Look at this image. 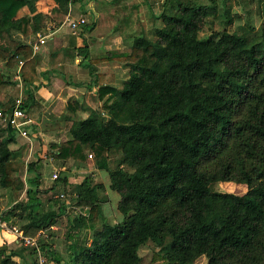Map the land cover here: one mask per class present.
<instances>
[{
    "label": "trees",
    "instance_id": "16d2710c",
    "mask_svg": "<svg viewBox=\"0 0 264 264\" xmlns=\"http://www.w3.org/2000/svg\"><path fill=\"white\" fill-rule=\"evenodd\" d=\"M249 2L257 27L242 21L243 8L234 10L231 0H164L153 40L136 37L129 51L89 58L87 89L95 87L100 107L69 120V137L49 143L47 155L106 171L119 195L122 218L115 223L102 213L107 197L91 174L69 198L56 196L69 187L67 171L45 183L42 150L26 160L30 143L12 148L15 134L0 116V189L12 200L0 208V221H23L27 236L50 230L62 216L66 225L62 250L41 236L38 249L3 244L0 264H14L15 256L36 264L38 251L46 264H140L138 251L149 242L158 247L151 264H196L201 257L205 264H264V0ZM27 4L0 0V92L9 94L18 76L25 108L40 80L31 44L48 20ZM210 16L221 29L201 37L215 21ZM104 62L128 67L120 86L113 73L94 71ZM86 109L77 99L66 104L72 113ZM220 181L245 183L247 191L213 190Z\"/></svg>",
    "mask_w": 264,
    "mask_h": 264
},
{
    "label": "rangeland",
    "instance_id": "374dc122",
    "mask_svg": "<svg viewBox=\"0 0 264 264\" xmlns=\"http://www.w3.org/2000/svg\"><path fill=\"white\" fill-rule=\"evenodd\" d=\"M88 1H92V0H76L74 1L75 4H73V7L83 5L84 3ZM233 2H234V7H233L234 10H239V8H243V10H245V11L242 10L243 12L241 15L242 21H246L249 18L248 22H250L252 25L257 27L259 23V19H258V16L255 15V12H254L256 10L255 9L256 5L250 3L249 0H240L241 3L243 2V4L241 5L237 3V0H231L232 5H233ZM219 5L221 6L220 3ZM92 6L94 10L97 13H99L97 17L95 15H94L95 17H93L87 14L88 12L86 13L85 11L84 12L80 11L79 8L75 9L73 7H72V10H74V13L72 15L74 16H71V17L79 18L80 16H83L86 19V23L93 24V28L90 30V32L88 31V33L91 34L92 36L90 37L91 40L89 39V41H92L93 40L92 38H94V40L98 39L97 36H95L96 32L94 33V29L96 27L97 28L100 27V30L105 35L103 36L104 39L102 40L104 41L103 44L96 45L97 49L103 48L101 46L105 45L107 41L112 40L111 41L113 42L111 43L112 47L113 46L117 47V49H113V50L129 51L130 47L132 46L133 40L136 37H145L149 40H153L155 37L154 29L161 24L160 20L156 19L155 16L159 15V13L162 10V0H117V2L112 3V4L111 2L106 3V0H94V3L92 4ZM47 19L48 20L46 21V27L42 35L48 33L55 26L58 25V24H55L54 22H51L52 18L49 15L47 16ZM212 19L215 21L213 23H207L203 27L200 33L201 37H205L209 35L210 33H212L213 30L215 31V30L221 29L222 24L220 20L210 16L209 20H212ZM68 20L69 19H67L66 22H64L65 23L64 28H66L67 32H71L68 26ZM81 27L79 28L75 36L76 35L79 36L80 33H84V32L86 33L85 29L87 28H81ZM68 28L69 30H67ZM15 36L17 37V35ZM48 42L49 41H47L45 45H47ZM103 53L104 52L100 53V51H95V52L93 51L91 56L92 57L100 56ZM78 56L80 57V63H79L80 65H77V66L78 68H80L82 72H80V75H77L78 77L74 78V80L82 83V87L85 92L82 100H85V98H87L90 101L91 108L98 109L100 107V104L95 98L96 97L95 87L91 88L90 90L87 89V85L90 81V72H89L90 67L87 66L88 64H90L89 63L90 57L88 56L86 57V55H82V56L78 55ZM93 69L94 71H102V72H105L106 74L113 73L114 83H116L117 86H120L121 81L127 78L128 76V67L121 64L120 62H111V63L104 62V63H99V64L96 63V64H93ZM13 79L18 82V85L15 86L14 89L11 90L9 94L7 93H4V94L8 98L9 103H11V100L15 99L19 95L23 97L22 99L24 102V94H23V91L20 90V86H19V84L22 85V83L19 82L17 79H15V76ZM63 80H67L65 85H68L72 88L77 86L76 84H74V80L72 77L71 78L69 77V79L63 78ZM0 93L3 94V92H0ZM50 103L52 104V100L51 101L38 100V102L32 108L26 109L29 117L31 119L33 117L34 120H35L36 115L39 114L40 116L41 112L44 111V114H46L47 116L45 117L44 121L41 120L39 117L38 119L37 118L36 119H37V122L42 121L41 129L42 128L46 129V131L48 130L52 131L54 129L55 125H49L48 122L51 120V118H54L55 120H57V117L59 115V113H57L58 110L56 108L55 109L53 108L56 106H52ZM58 108L60 109L61 107L58 106ZM62 111H63V114H68V113L72 114V112L66 110V105L64 106V108H62ZM55 112L56 114H58L57 116H54ZM77 112L79 114L78 115L72 114L74 117H72L71 119H74V118L77 119L79 117L82 118L84 116H87L88 114V112H84V111H80V112L77 111ZM71 119L65 120L63 119V117H59V120L61 121L58 120V122L56 123V127H57L56 129H63V135L65 137H69L68 127L71 123L69 120ZM39 127L40 125L34 123L32 119V122L30 123V131L32 132L31 135L34 136L33 143H34V146H37V148L42 150V146L44 142L41 141L40 137L38 136L39 134H37L39 131ZM21 140H22L21 142H24L23 144H21V146L22 145L26 146L27 144L25 142V139L21 138ZM48 144L47 145L44 144V146L47 147ZM42 153L43 154L41 155V162H40V164H42L41 170L43 172V176L46 175V177H48L47 179L49 183L53 182L52 175L54 172H58V174L59 173L62 174V172L67 171V173L69 174V177L71 176L75 178V180H82L86 174L92 173L90 171L91 169L93 168L95 169L91 161L88 164L87 168L79 169L76 167V165H74V163L72 164L70 161L64 164L56 163L54 160H52L47 155V149H44V151L42 150ZM91 177L93 179V183H100L102 185V188H100L98 191L100 192V194L107 197V201L101 205L102 213L104 217L109 223H115L119 221L122 218L121 213L116 208L119 195L109 188L108 173L106 171H101L100 175L97 174L96 176H94L93 174H91ZM77 184L78 183L75 181L69 182V187H67L68 189L66 191H64L60 187L57 188L56 196L63 194L64 197L69 198L71 196L69 191H71L72 188L76 186ZM211 188L215 191L229 192V193H234L238 195H242L243 193L247 191V185L245 183H237L233 181L216 182L211 185ZM11 205H12V200L10 199L7 191L0 189V208L1 210L5 211L8 208V206L10 207ZM22 223L23 221H15L11 224L21 228ZM65 230H66L65 217L62 216L58 220L57 224L52 226L50 230H46L45 232L40 231L39 237L41 236L42 239H46L48 242H50V244L53 247L57 248L58 250H62L64 248V243H65L64 242ZM34 236H31V237H34ZM16 245H18L19 247L20 243L12 245V246H16ZM157 250H158V247L152 242H149L146 245L141 246L138 251L139 255L141 256L140 264H151L150 260L152 258V254L153 252ZM14 264H22V262L14 263ZM48 264H53V263L48 262ZM196 264H205V258L204 257L199 258L196 261Z\"/></svg>",
    "mask_w": 264,
    "mask_h": 264
},
{
    "label": "crops",
    "instance_id": "0c3cea01",
    "mask_svg": "<svg viewBox=\"0 0 264 264\" xmlns=\"http://www.w3.org/2000/svg\"><path fill=\"white\" fill-rule=\"evenodd\" d=\"M27 1H28L27 7L31 5L34 6L37 12H41L46 15H49L52 18L51 22L58 24L57 26L54 25L55 27L51 31L44 34V35L48 34V36L45 39V43L40 47V49L36 53H34L37 57L38 64H37L36 70L40 75V80L36 84L38 85V88L36 91H34L33 102L28 107V108H32L38 102V100H44V101L52 100V104L51 103L50 104L52 106H56L53 108L54 109L56 108L58 110L57 113H59V115L56 114V112L54 114V116L58 115L57 120H55L54 118H51V120L48 122L49 125H55L52 131L50 130L46 131V129H43V128L41 129L42 121L37 122L38 117L43 121L45 117H47L46 114H44V111L41 112L40 116L39 114L36 115L35 120L32 117L34 123L40 125L39 131L37 133L39 134L38 136L40 137L41 141H43L44 144L47 145L49 142L50 143L58 142V141H61L67 138L63 135V129H56L57 128L56 123L58 122L59 117H63V119L67 120V119H71L72 117H74L73 115L79 114L78 112L72 113L73 115L71 113L63 114L62 108H64V106L67 104L68 101H73L75 99L79 101L81 100L80 102H82L83 104L85 103V107H87V109L84 110V112H88V108H91L90 101L87 98H85V100H82V98L84 97L83 95L85 94L84 89L82 87V83L80 84V82L74 80V78H77L78 77L77 75H80V72H82L80 68H78L77 66V65H80L79 64L80 57L78 56L77 49L79 47L86 46L87 51H88L87 52L88 57L92 58L91 54L93 53V51L94 52L100 51L101 53V52H105L108 50L117 49V47L113 46L114 47L113 48L111 45V43L113 42H111L112 40H109L107 41L105 45L101 46L103 48L101 49L98 48L100 50L97 49L96 45L103 44L104 41L102 40L104 39L103 36L105 35L100 30V27L98 28L96 27L94 29V33L96 32L95 36H97L98 39L94 40V38H92L93 39L92 41H89L90 37L92 36L91 34L88 33V31L90 32V30L88 29H85L86 33L85 32L80 33L79 36L78 35L75 36V34L72 32L70 27L69 28L71 32L66 31V28H64V24H65L64 22H66L67 19L78 18V17L76 18L71 17V16H74L72 15L74 13V10H72V7H73V4L75 3H67L63 1L58 2L56 0H27ZM163 1L164 0H162V3ZM110 2L112 4V3L117 2V0H106V3H110ZM93 3H94V0L88 1L84 3L83 5H79L73 8L75 9L79 8L80 11H83V12L85 11L86 13L88 12L87 14L93 17L95 16L97 17L99 13H97L94 10L92 6ZM26 11L28 12L27 8H26ZM80 17H83V16H80ZM69 28L67 30H69ZM47 41L49 42L47 45H45ZM69 77L70 78L72 77L74 80V84L77 85L74 88L68 85H65L67 80H63V78L69 79ZM19 86H20V90H22V85L19 84ZM0 104L2 105V108H6L10 104L8 101V98L6 97L4 93L3 94L0 93ZM58 106L61 108L59 109ZM32 119H31V122H32ZM15 139H16L15 143L11 145L12 148H17L18 146L24 143V142H21L22 141L21 138L19 139V137L17 136H15ZM44 144L42 146L43 151L44 149H47V147L44 146ZM36 149H37V146H34V143H32L30 149L26 153V156H25L26 160L32 157L31 153L32 152L34 153L35 151H37ZM90 171L92 172L91 174L96 176L97 174L100 175V172L104 170L93 168ZM22 178L23 179L27 178L25 169L22 172ZM47 178L48 177H46V175L43 176L45 183L46 182L48 183ZM71 181H75L77 183L81 182V180H75V178L70 176L69 182ZM3 244L12 246V245L17 244V242L15 241V238L13 235L9 234L7 231H5L4 229L0 227V246H2ZM12 260L14 261V263L20 262V258L17 256L12 257Z\"/></svg>",
    "mask_w": 264,
    "mask_h": 264
},
{
    "label": "built area",
    "instance_id": "2783aa9c",
    "mask_svg": "<svg viewBox=\"0 0 264 264\" xmlns=\"http://www.w3.org/2000/svg\"><path fill=\"white\" fill-rule=\"evenodd\" d=\"M86 23V19L84 17H79L76 19H69L68 24L71 28L72 32L74 34L77 33L79 28L83 26ZM47 35H38L37 39L32 42V52L33 54L36 53L40 47L45 43V39ZM15 79H17L20 82V78L18 76H15ZM23 97L19 95L16 97L13 101V103L9 104L7 108L0 109V116L4 117V120L6 121L7 125L10 127V129L14 132L15 136L23 138L27 140L30 145L33 142L34 136H32V132L30 131V123L31 119L28 115V112L25 107H23ZM58 172H54L52 177L53 179L57 178ZM60 197H64L63 194H60ZM0 227L7 231L9 234L13 235L15 238V241L17 243H21L24 246H34L36 249H38V243L37 240L39 238L40 232H38L37 235L34 237L27 236L24 234L23 230L15 225H10L5 221H0ZM47 259L44 255H42L38 251L37 256V262L36 264H46Z\"/></svg>",
    "mask_w": 264,
    "mask_h": 264
}]
</instances>
